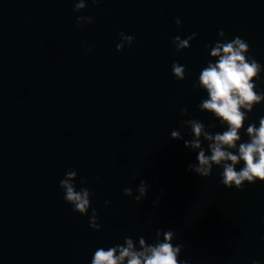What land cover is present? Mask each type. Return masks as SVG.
I'll list each match as a JSON object with an SVG mask.
<instances>
[{"label":"water","instance_id":"obj_1","mask_svg":"<svg viewBox=\"0 0 264 264\" xmlns=\"http://www.w3.org/2000/svg\"><path fill=\"white\" fill-rule=\"evenodd\" d=\"M73 7L74 0H0V264H91L97 248L126 237L153 244L160 229L175 232L188 264H264V182L229 189L221 167L209 177L188 171L197 152L184 147L191 128H181L196 119L215 124L213 133L226 130L198 108L207 99L199 74L215 62L209 46L217 41L249 44L264 92V0ZM77 15L93 23L77 26ZM121 32L134 41L118 52ZM193 33L177 53L172 39ZM173 62L185 66L184 80L173 76ZM261 117L264 101L248 113L240 142ZM173 130L183 140H172ZM70 170L77 191L92 193L87 215L72 211L59 187ZM141 180L150 187L136 202ZM93 209L99 231L89 226Z\"/></svg>","mask_w":264,"mask_h":264},{"label":"clouds","instance_id":"obj_2","mask_svg":"<svg viewBox=\"0 0 264 264\" xmlns=\"http://www.w3.org/2000/svg\"><path fill=\"white\" fill-rule=\"evenodd\" d=\"M88 0H74V13L82 12ZM92 4L98 5L103 0H90ZM77 26L93 23L90 16L76 17ZM175 23L179 28L180 19ZM121 42L116 45V50L123 51L125 46H130L134 37L121 32ZM218 35L223 38L225 33L221 30ZM193 33L182 39L175 36L172 45L177 53L190 47V41L195 38ZM210 47V56L215 62L209 61L198 78V87L207 92V99L198 105L200 111L211 113L220 124L226 125L223 132L213 133L210 129L215 124L205 126L196 119H189L181 124V128H191L192 139L184 140V147L197 152L198 163L189 164L188 171L196 173L200 177H209L213 166L221 167V182L226 188L235 187L243 190L244 183L254 184L257 181L264 182V117L259 119V126L255 123L249 124L246 129L248 140L240 142V131L248 119V113L264 101V92L257 91V81L260 78L262 66L247 54L250 51L249 44L240 37L232 40L222 39ZM91 52V49L88 50ZM172 74L177 80H184L186 68L177 62L171 65ZM181 112L187 115V108ZM172 140H183L180 131L171 132ZM207 142V150L202 146ZM210 152V155L206 154ZM243 162V167L237 170V165ZM77 172L70 170L65 173L64 179L60 181L59 187L64 193L66 203L72 205V211L80 215H87L90 208V197L92 193L87 188L77 191ZM133 180L136 176L133 175ZM85 181L81 180V184ZM150 185L141 180L135 196L136 202H140L147 196ZM124 195L133 196L131 188H125ZM107 203V201H106ZM97 221L96 210H92L89 218V226L96 231L100 230ZM163 237L161 240L160 237ZM156 242L148 244L144 237H139L137 247L132 238L126 237L124 244H117L107 249L100 247L94 252L91 264H188L187 261L179 259L183 245H174L175 232L162 229L156 232ZM252 264H259L253 261Z\"/></svg>","mask_w":264,"mask_h":264}]
</instances>
